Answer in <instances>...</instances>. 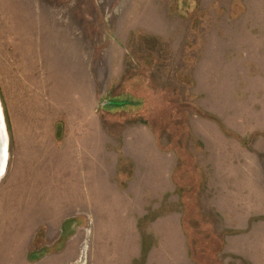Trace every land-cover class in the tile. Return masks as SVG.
<instances>
[{"label":"rangeland","instance_id":"1","mask_svg":"<svg viewBox=\"0 0 264 264\" xmlns=\"http://www.w3.org/2000/svg\"><path fill=\"white\" fill-rule=\"evenodd\" d=\"M0 264H264V0H0Z\"/></svg>","mask_w":264,"mask_h":264},{"label":"bare ground","instance_id":"2","mask_svg":"<svg viewBox=\"0 0 264 264\" xmlns=\"http://www.w3.org/2000/svg\"><path fill=\"white\" fill-rule=\"evenodd\" d=\"M2 111V105L0 102V179L5 173L6 164L8 160V135L6 134V131L4 129V123L2 121V118L4 119Z\"/></svg>","mask_w":264,"mask_h":264},{"label":"water","instance_id":"3","mask_svg":"<svg viewBox=\"0 0 264 264\" xmlns=\"http://www.w3.org/2000/svg\"><path fill=\"white\" fill-rule=\"evenodd\" d=\"M2 121H3V123H4V119H3V118H2ZM4 129H5V131H6L5 125H4ZM6 134H7V132H6ZM6 137H7V135H6ZM7 143H8V139H7Z\"/></svg>","mask_w":264,"mask_h":264}]
</instances>
